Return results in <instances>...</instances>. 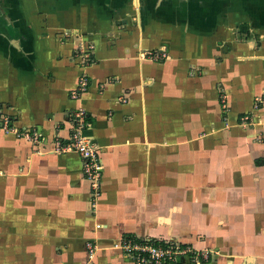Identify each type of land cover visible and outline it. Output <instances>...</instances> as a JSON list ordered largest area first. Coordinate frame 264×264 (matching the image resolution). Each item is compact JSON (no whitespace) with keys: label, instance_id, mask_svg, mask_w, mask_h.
Returning <instances> with one entry per match:
<instances>
[{"label":"crops","instance_id":"crops-1","mask_svg":"<svg viewBox=\"0 0 264 264\" xmlns=\"http://www.w3.org/2000/svg\"><path fill=\"white\" fill-rule=\"evenodd\" d=\"M262 96L264 0H0V104L40 135L0 129V264H134L121 235L264 264ZM79 106L96 198L80 156L53 149Z\"/></svg>","mask_w":264,"mask_h":264},{"label":"built area","instance_id":"built-area-1","mask_svg":"<svg viewBox=\"0 0 264 264\" xmlns=\"http://www.w3.org/2000/svg\"><path fill=\"white\" fill-rule=\"evenodd\" d=\"M146 54L151 59L163 56V53L160 54L153 50L147 51ZM77 57L80 65H89L93 61V46L80 44L77 49ZM86 88L87 79L82 73L76 88L71 91V96L81 100ZM260 98L264 99L263 96ZM12 119L10 114L4 111V106L0 104V129L13 131L35 143L40 141L39 132L29 128L17 129L13 125ZM243 119H247V116H244ZM89 126L85 111L82 106H79L73 112L71 132L65 139H55L53 149L63 152L73 151L80 156L83 176L89 180L92 197L96 198L99 194L98 187L103 163L98 156L97 144L84 134V130ZM91 205L94 208L96 203L92 202ZM85 246L89 256L100 248L95 241L91 240H87ZM111 246L120 250L134 264H200L202 261L210 259L209 250L169 238L154 239L121 235L113 241Z\"/></svg>","mask_w":264,"mask_h":264}]
</instances>
